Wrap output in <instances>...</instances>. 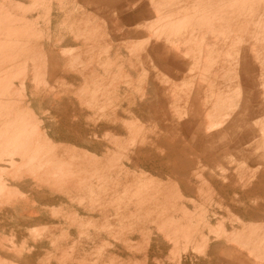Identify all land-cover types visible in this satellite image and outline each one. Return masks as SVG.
<instances>
[{"label":"rangeland","instance_id":"1","mask_svg":"<svg viewBox=\"0 0 264 264\" xmlns=\"http://www.w3.org/2000/svg\"><path fill=\"white\" fill-rule=\"evenodd\" d=\"M36 1L0 0V79L5 76L6 83L10 86L8 89L11 92V94L10 92L8 94L6 90H2L0 95L1 98L9 95L11 97L9 103L10 106L12 105V109L9 108L8 110L2 105L0 113L3 111L9 112L4 118L6 121L11 122L20 120V117L25 116L23 113L27 115V107L31 108L36 117V126L40 127H38L39 134L33 136L38 140L40 138L39 142L48 144L49 139L46 138L45 141L41 138L43 135H47L52 141L51 144L57 147L58 152L66 155V160L68 157H72V154L74 157L78 154H86V160L89 161L91 170L96 165L100 166L99 163H101V168L107 167L110 169L104 171L107 183L114 179L116 171L122 170L121 174L124 176L127 170L132 174L134 187L144 197L138 201V205L132 213L123 209L116 214L113 213L106 220H101V225L108 227L105 223L109 222L112 217L117 218V223L114 224L115 228L113 229L115 234L113 235L118 236L117 233L122 232L121 235L119 234L122 238L119 241L121 245L117 248L105 245L108 241H115L113 238L108 240L111 237L101 236L95 239L97 242L94 245H91L92 239L85 235L80 237L75 230L70 237L77 243L72 244L71 241L72 243L70 242L63 250L59 249L58 253L56 252L57 254L54 253L56 250L51 247L50 242L34 241L37 237L40 238L39 235L47 225L46 221H31L23 228L24 231L21 235L17 231V228L20 227L19 220L27 216H18L21 211L18 208L14 209L13 212L15 213L13 215L12 212L8 213V220L0 219V264L2 261L3 264H57L55 261L57 255L66 259V262L59 264H77L75 260L82 257L86 261L81 264H91V260L97 256L103 264H131L132 262V264H177L178 262V264H264V198H257L259 189L253 188L254 183L259 179V174L264 171V111L257 112L249 120L257 130H262L263 134L255 138L258 139L257 144L253 142V139L249 143H244L243 148H239V151L237 148L238 142L228 139L217 141V138L211 137L203 143L204 149L207 150L202 154H197L193 146L195 142L186 138L180 129L181 120H188L190 116V106L182 100L184 96L191 93L190 79L188 77H175L173 79L167 77L164 72L158 71L153 58H148L146 54L148 42H151V44L154 42V32L151 30L149 35L152 36L148 38L147 27L158 23L170 10L174 9L179 14L181 5L179 0ZM48 3L50 4L49 14L47 12L49 7L45 6H48ZM161 3L164 5L161 6ZM61 4L63 7H61ZM109 11L110 13H108ZM155 11L160 17L157 16ZM83 12L93 22V27L83 28L80 21L84 16ZM196 13L195 10H190L188 16L193 17ZM252 13L255 20L249 24L246 37L256 44L254 50L256 60L258 65L264 68V14L261 10H255ZM132 15L138 16V19H133L135 17L132 18ZM148 16L152 21L147 20ZM48 20L50 23H48ZM102 20L106 22V25ZM188 21L186 20V23H184L185 27L176 30L175 33L179 34L186 31L189 25ZM186 24L188 25L186 26ZM164 30H167L170 34L167 28L162 27L156 37L160 38L168 35V32L163 33ZM230 37L231 34H228V40ZM84 39L86 40L85 44ZM89 40L93 44L88 42ZM83 44L87 46L85 47ZM123 44H125V47H123ZM131 44L132 46H130ZM93 48L96 49L93 50ZM115 49L117 50L113 51ZM224 50H228V46L224 47ZM132 52L136 55H132ZM75 54L79 56L76 55L79 58L78 60L74 57ZM115 55L117 57H113ZM31 60L34 62H31ZM16 69L21 70L16 72ZM118 69L120 70L118 71ZM102 71L105 75L102 74ZM42 72H44L43 77L41 75L39 77ZM117 72L120 74L117 75ZM124 72L126 73L124 74ZM127 73L129 77H126ZM21 77L25 78V82H21ZM214 77L217 81H223L224 84L233 85L232 80L228 78H221L217 75ZM24 78H22V81ZM19 80L23 87L18 82ZM261 81L264 90V77L261 78ZM42 82L46 83L43 84ZM6 83L2 86H6ZM216 85L213 86L210 80L203 82V96L201 99L203 103L202 108L200 107V116L205 122L223 118L225 123L227 119L233 116L237 107L228 101L216 107L211 103H205V95H208ZM93 86L98 92L92 94V96L96 95L95 98L87 93L88 96L81 100L84 89L88 88L89 90ZM17 88L20 90L22 88L24 92L22 90L18 91ZM13 91L16 94L12 93ZM18 92H21L20 97H18ZM5 93L7 96L4 95ZM16 95L18 96L16 97ZM21 95H25V97H21ZM78 97L79 99H77ZM91 99L94 101H91ZM261 103L263 105L254 104V109L258 110L261 106H264V97ZM78 104H80L79 107ZM89 109L93 110V113ZM114 112L116 113L114 118L118 121L117 124H109L107 119L104 121L105 124L96 123L101 117L104 120L105 117L113 115ZM112 115L110 117L113 119ZM37 117L40 124H38ZM9 122L6 123L8 126H10ZM84 122H87L88 125ZM72 130L74 131L72 132ZM83 130L85 131L83 132ZM106 133L108 136L105 135ZM69 136L80 139H78V142L77 139L71 141L68 140ZM2 146L4 147L2 148L4 149L3 153H8L13 148L12 144L10 146L2 144ZM216 151L217 154H213ZM121 153H123V157ZM196 155L197 157H195ZM118 161L119 163H117ZM89 165L87 164V166ZM6 168L11 172L12 170L15 171L12 173L8 171L11 176L18 172L17 168L4 165L0 174L5 173L7 175ZM13 186V184H9L8 188L15 189ZM109 197L105 195L104 198L108 200ZM32 203L34 202L32 201ZM31 206L33 207L34 204H31ZM45 206L49 215L50 213L54 215L53 213L57 212L59 208L58 204ZM32 207L28 209H32ZM121 222L125 226L130 223L133 227L134 233L128 243H125L128 230L125 226L122 227L125 230L119 227ZM4 223L5 226L3 227ZM36 232L38 235H35ZM55 236H58V233ZM55 236L52 241L55 238L57 239ZM23 242H28L29 246L17 252L10 251L9 248H12L13 245L19 247ZM174 245L175 247L177 245V251ZM36 250L38 253H35Z\"/></svg>","mask_w":264,"mask_h":264},{"label":"bare ground","instance_id":"2","mask_svg":"<svg viewBox=\"0 0 264 264\" xmlns=\"http://www.w3.org/2000/svg\"><path fill=\"white\" fill-rule=\"evenodd\" d=\"M36 1V0H35ZM148 1V0H147ZM163 1V0H162ZM161 1V2H162ZM165 1V0H164ZM189 1V0H188ZM227 1V0H226ZM234 0H232L231 2L233 3ZM248 1V0H247ZM246 1V2H247ZM251 1V0H250ZM254 1V0H253ZM15 2V1H14ZM37 2V1H36ZM45 2V0L43 1ZM241 2V0L239 1ZM239 2H237L238 4H240ZM243 2V0H242ZM10 3V2H9ZM50 3V2H49ZM48 3V4H49ZM101 3V2H100ZM244 3V2H243ZM248 3V2H247ZM261 2H259L260 4ZM46 4V3H45ZM63 4V3H62ZM61 4V5H62ZM102 4V3H101ZM150 4V3H149ZM158 4V3H156ZM189 4V3H187ZM191 4V3H190ZM193 4V3H192ZM228 4H230L228 2ZM237 4V5H238ZM42 5V4H41ZM160 5V4H159ZM159 5L157 6V8L159 7ZM164 5L161 3V6ZM194 5V4H193ZM193 5H191V7H194ZM217 5V4H216ZM224 5H225V2H224ZM46 7H49L50 4L47 6L45 5ZM71 6V5H70ZM149 6V5H148ZM223 6V5H222ZM236 6V5H235ZM241 7H239V5L237 7L242 8V5L240 4ZM14 7V6H13ZM12 7V8H13ZM60 7V6H59ZM63 7V5L61 6ZM104 7L106 8L105 4H104ZM139 7V6H138ZM165 7V6H164ZM225 7V6H224ZM227 7V5H226ZM231 7V6H229ZM101 8V7H100ZM110 8V7H109ZM151 8V7H150ZM220 8V7H219ZM219 8H217V10H219ZM245 8V7H244ZM14 9V8H13ZM48 9V8H47ZM92 9V8H91ZM90 9V10H91ZM113 9V8H111ZM146 9V8H145ZM148 9V8H147ZM220 9H223V8H220ZM248 9V8H247ZM250 9V8H249ZM12 10V9H11ZM50 10V7L48 9V14H49V11ZM109 10V9H108ZM140 10V9H139ZM181 9H179L180 11ZM196 10V9H195ZM205 10V9H204ZM226 10V9H224ZM242 10V9H241ZM244 10V9H243ZM13 11V10H12ZM45 11V10H44ZM98 11V10H97ZM158 11V10H157ZM198 10H196L195 12H197ZM18 12V11H16ZM91 12V11H90ZM123 12V11H122ZM156 12V11H155ZM162 12V11H161ZM194 12V11H192ZM208 12V11H207ZM218 12V11H217ZM230 12L231 14V10L228 11V13ZM238 12H241V11H238ZM15 13V12H14ZM13 13V15H14ZM110 13V11L108 12ZM157 13V12H156ZM165 13V12H164ZM199 13V11H198ZM210 13V12H209ZM227 13V12H226ZM233 13V12H232ZM235 13V11H234ZM246 13V12H245ZM16 14V13H15ZM18 14V13H17ZM117 14V13H116ZM225 14V12H224ZM240 15V14H239ZM238 15V16H239ZM157 16H158V13H157ZM188 16V15H187ZM220 16V15H218ZM232 16V15H231ZM241 16V15H240ZM244 16V14L242 15ZM30 17V16H29ZM49 17V16H48ZM47 17V19H48ZM112 17V16H111ZM160 17V16H158ZM178 17V16H177ZM189 17V16H188ZM192 17V16H190ZM221 17V16H220ZM246 17V15L244 16V18ZM9 18V17H8ZM98 18V17H97ZM163 18V17H162ZM170 18V17H169ZM208 18V17H207ZM239 18V17H238ZM242 18L241 20L244 21L245 19ZM53 19V18H52ZM101 19V18H100ZM165 19V17H164ZM168 19V18H166ZM178 19V18H177ZM182 19V18H181ZM189 19V18H188ZM211 19V18H210ZM237 19V18H236ZM244 19V20H243ZM50 20V19H49ZM48 20V21H49ZM55 20V19H54ZM99 20V19H98ZM140 20V19H139ZM169 21H171L170 19H168ZM174 20V19H172ZM179 20V19H178ZM190 20V19H189ZM204 21L205 22V19H201V21ZM240 20V19H239ZM238 20V21H239ZM104 21V20H102ZM141 21V20H140ZM152 21V19L150 20ZM162 21V20H161ZM164 21V20H163ZM181 21V20H179ZM188 21V20H187ZM191 21V20H190ZM194 21V20H192ZM197 21V20H196ZM195 21V22H196ZM202 21V23H203ZM220 21V20H219ZM235 21V19H234ZM55 22V21H54ZM89 22V21H88ZM105 22V21H104ZM165 23H161L159 22L158 24L156 23V27L158 26L159 28H162L166 25V22L168 21H164ZM172 22V21H171ZM241 22V21H240ZM247 22L249 23V21L247 20ZM7 23V22H5ZM9 23V22H8ZM50 23V21L48 22ZM169 23V22H168ZM167 23V24H168ZM182 23V22H181ZM184 23V22H183ZM218 23V21H217ZM234 23V22H233ZM243 22H241L242 24ZM173 24H175L173 22ZM190 24H194V23H190ZM238 24V23H237ZM243 24L246 25V22H244ZM60 25V24H59ZM87 25V24H86ZM106 25V22L105 24ZM188 24H186L187 26ZM198 25V24H197ZM209 25V24H208ZM221 25V24H220ZM244 25V26H245ZM249 25V24H247ZM16 26V25H15ZM85 26V25H84ZM178 26V25H177ZM181 28H182V25L180 24ZM212 26V25H211ZM235 26V25H234ZM66 27V26H65ZM104 27V26H103ZM154 27V26H153ZM179 27V26H178ZM185 27V26H183ZM191 27V26H190ZM188 27V28H190ZM196 27V26H195ZM194 27V28H195ZM248 27V26H247ZM247 27L245 26L246 30H247ZM9 28V27H8ZM60 28V27H59ZM85 28V27H84ZM166 28V27H165ZM180 28V27H179ZM180 28V29H181ZM219 28V26H218ZM222 28H223V25H222ZM235 28V27H234ZM174 29V28H173ZM185 29V28H184ZM207 29V28H206ZM213 29V27H212ZM211 29V30H212ZM238 29V28H237ZM1 30V29H0ZM29 30V29H28ZM69 30V29H68ZM106 30V29H105ZM159 30V29H158ZM157 30V31H158ZM209 30V29H208ZM210 30V31H211ZM86 31V30H85ZM155 31V30H154ZM75 32V31H74ZM151 32V31H150ZM168 32L167 30L163 31V33H166ZM179 32V31H178ZM192 32V31H191ZM78 33V32H77ZM84 33V32H83ZM99 33V32H98ZM101 33V32H100ZM169 33V32H168ZM85 34V33H84ZM90 34V33H89ZM103 34H106V33H103ZM127 34V33H126ZM153 34V33H152ZM161 34V33H160ZM178 34V33H177ZM34 35V34H33ZM92 35V34H90ZM95 35V34H94ZM110 35V33H109ZM121 35V34H120ZM155 36L153 37H156V35H159L157 33H154ZM174 35V32L172 33V30L169 34V36H173ZM76 36V35H75ZM85 36V35H84ZM88 36V35H87ZM147 36V35H146ZM152 36V35H151ZM189 36V35H188ZM2 37V36H1ZM9 37V36H8ZM77 39L78 36H76ZM75 37V38H76ZM80 37V36H79ZM109 37V36H108ZM123 37V36H121ZM206 37V34L205 36ZM150 38V37H148ZM157 38V37H156ZM175 38V37H174ZM196 38V37H195ZM213 38V37H212ZM87 39V38H86ZM94 39V38H93ZM172 39V38H171ZM215 39V38H214ZM218 39V38H217ZM223 39V38H222ZM1 40V39H0ZM38 40V39H37ZM99 40V39H98ZM97 40V41H98ZM157 40V39H155ZM160 40V39H159ZM203 40V39H202ZM206 39L204 38V41ZM213 40V39H212ZM244 40V39H243ZM83 41V40H82ZM86 40L84 39V44L86 43L85 42ZM102 41V40H101ZM104 41V40H103ZM110 41V40H109ZM166 41V40H165ZM185 41V40H184ZM188 41V40H186ZM218 41V40H217ZM247 41V40H245ZM13 42V41H12ZM15 42V41H14ZM90 42V40L88 41ZM96 42V41H95ZM106 42V41H104ZM190 42V40H189ZM201 42V41H200ZM206 42V41H205ZM210 42V41H209ZM244 42V41H243ZM254 42V41H253ZM258 42V41H257ZM260 42V41H259ZM38 43H39V40H38ZM82 43V42H81ZM92 43V42H90ZM97 43V42H96ZM101 43V42H100ZM113 43V42H112ZM133 43V42H132ZM138 43V42H137ZM163 43V42H162ZM173 43V41H172ZM207 43V42H206ZM212 43V42H210ZM214 43L216 44L217 42L214 41ZM245 43V42H244ZM252 43V42H251ZM12 44V43H11ZM83 44V45H84ZM93 44V43H92ZM129 44V43H128ZM135 44V43H133ZM209 44V43H207ZM246 44H248L246 42ZM245 44V45H246ZM102 45V44H101ZM125 47V44H123ZM26 46V44H25ZM28 46V45H27ZM85 47L87 45H84ZM127 46V45H126ZM129 46V45H128ZM132 46V44L130 45ZM129 46V47H130ZM134 46V45H133ZM248 46V45H247ZM2 47V46H1ZM24 47V46H22ZM91 47V46H90ZM107 47V46H106ZM112 47V45L110 44V48ZM135 47V46H134ZM139 48V47H137ZM136 48V49H137ZM1 49V48H0ZM80 49V48H79ZM85 49H88V48H85ZM96 49V48H93V50ZM112 49V48H111ZM141 49V48H140ZM139 49V50H140ZM4 50V49H3ZM43 50V49H42ZM108 50V48H107ZM117 49L113 50V51H116ZM144 50V49H143ZM18 51V50H17ZM87 51V50H86ZM106 51V50H105ZM120 51V50H119ZM3 52V51H2ZM72 52V51H71ZM101 52V50H100ZM138 52V50H137ZM144 52V51H142ZM17 53V52H16ZM15 53V54H16ZM80 53V52H78ZM110 53V52H109ZM133 53V52H132ZM141 53V51H140ZM6 54V53H5ZM115 54V53H114ZM77 54H75L74 57H76ZM132 55H136V54H132ZM32 56V55H31ZM78 56V55H77ZM79 57V56H78ZM76 57V59L78 60L79 58ZM113 57H117L116 55L113 56ZM112 57V58H113ZM196 57V56H195ZM218 57V55H217ZM35 58V57H34ZM37 59V58H35ZM74 59V58H73ZM72 59V60H73ZM75 59V60H76ZM81 59V58H80ZM88 59V58H87ZM110 59V57H109ZM114 59V58H113ZM197 59V58H196ZM34 60V59H33ZM31 60V62L33 61ZM76 60V61H77ZM195 60V58H194ZM81 61V60H80ZM96 61V60H95ZM109 61V60H108ZM197 61V60H196ZM201 61V60H199ZM34 62V61H33ZM44 62V61H42ZM10 63V62H8ZM12 63V62H11ZM75 63V62H73ZM172 63V62H171ZM200 63V62H199ZM1 64V63H0ZM26 64V63H25ZM78 64V63H76ZM81 64V63H79ZM197 64V63H196ZM34 65V64H33ZM129 65V64H128ZM134 65V64H133ZM201 65V63H200ZM74 66V65H73ZM26 67V65H25ZM109 68V67H108ZM117 68V67H115ZM208 68V67H207ZM8 69V68H7ZM23 69V68H22ZM39 69V68H38ZM111 69V68H110ZM133 69V68H132ZM21 70V69H20ZM19 70V71H20ZM114 70V69H112ZM120 69H118L119 71ZM213 70V69H212ZM215 70V69H214ZM18 70L16 69V72ZM18 71V72H19ZM23 71V70H22ZM99 71V70H98ZM116 71V70H115ZM122 72V71H120ZM214 72V71H213ZM211 72V73H213ZM43 73L42 74H39V77L41 75V77H43ZM126 72H124L125 74ZM187 73V72H186ZM20 74V73H19ZM60 74V73H59ZM102 74H104V72L102 71ZM107 74V73H106ZM120 74L117 72V75ZM209 74V73H208ZM216 74V73H215ZM1 75V74H0ZM46 75V74H45ZM57 75V74H56ZM105 75V74H104ZM103 75V76H104ZM128 73L126 74V77H129ZM213 75V74H212ZM210 74V76H212ZM218 75V74H217ZM35 76V75H34ZM33 76V78H34ZM116 77V75H114ZM121 76V75H120ZM139 76V75H138ZM209 76V77H210ZM26 77V75H25ZM89 77V76H87ZM97 77V76H96ZM107 77V76H106ZM123 77V76H122ZM133 77V76H132ZM18 78V77H16ZM22 78L24 77H21V82H25V78L24 80L22 81ZM102 78V77H101ZM20 79V78H18ZM37 79V78H36ZM59 79V78H58ZM64 79V78H63ZM97 79V78H96ZM115 79V78H114ZM140 79V78H139ZM147 79V78H146ZM209 79V78H208ZM14 80V78H13ZM40 80V79H38ZM100 80V78H99ZM168 80V79H167ZM183 80V79H182ZM33 81V80H32ZM37 81V80H36ZM35 81V83H36ZM43 81V80H41ZM46 81V80H45ZM84 81V80H83ZM12 82V81H11ZM20 82V80L18 81ZM20 82L21 84V87L22 86V83ZM71 82V80H70ZM69 82V83H70ZM147 82V81H146ZM191 82V81H190ZM4 83H6V78L5 76L0 79V93L2 90H6L9 94L10 90L8 89L9 84L6 83V86H2L4 85ZM10 83V82H9ZM41 83V82H40ZM43 83V82H42ZM46 83V82H44ZM43 83V84H44ZM48 83V82H47ZM51 83V82H50ZM55 83V82H54ZM57 83V82H56ZM72 83V82H71ZM74 83V82H73ZM85 83V82H84ZM195 83V81H194ZM53 84V83H51ZM12 85V84H11ZM49 85V84H48ZM59 85V84H58ZM109 85V84H108ZM134 85V84H133ZM15 86V85H13ZM11 86V87H13ZM20 86V85H19ZM29 86V85H28ZM33 86V84H32ZM99 86V85H98ZM7 87V88H6ZM17 87V85H16ZM31 87V86H30ZM35 87V86H34ZM38 87V86H37ZM36 87V88H37ZM49 87V86H48ZM104 87V86H103ZM117 88V87H116ZM164 88V87H163ZM16 89V88H15ZM14 89V91H15ZM18 89V88H17ZM24 89V88H23ZM26 89V88H25ZM33 89V87H32ZM61 89V88H60ZM99 89V88H98ZM106 89V88H105ZM120 89V88H119ZM193 89V88H192ZM22 90V88H21ZM20 89H18V91H21ZM54 90V89H53ZM59 90V89H57ZM132 90V89H131ZM12 92V93H15V92ZM28 91V90H27ZM30 91V90H29ZM52 91V90H51ZM56 91V90H55ZM100 91V90H99ZM115 91V90H114ZM118 91V89H117ZM127 91V90H126ZM5 92V91H4ZM22 92H24L22 90ZM58 92V91H57ZM97 91L94 89V86L92 88H90L88 90V88L84 91H83V94L84 95H81V100H84L86 97L85 96H88L87 93L90 94L91 97L95 98V96L92 94H95ZM131 92V91H130ZM4 94L5 96H7V94ZM19 96L16 95V97H20V93L21 92H18ZM31 93V92H30ZM56 93V92H55ZM67 93V92H66ZM81 93V92H79ZM98 93V92H97ZM120 94V92H118ZM129 93V92H128ZM11 94V92H10ZM16 94V93H15ZM38 94V92H37ZM127 94V93H126ZM26 95V94H25ZM25 95H21L25 97ZM70 95V94H69ZM224 95V94H223ZM3 96V95H2ZM89 97V98H91ZM131 97V96H129ZM9 98H11L9 95L7 97H3L1 98V95H0V108L2 107V105H4V107L7 108V110L10 108L12 109V105L10 106V103H9ZM76 98V96H75ZM133 98V97H132ZM135 98V96H134ZM180 98V97H179ZM199 98V97H198ZM222 98V97H221ZM17 99V98H16ZM21 100H23L22 98H20ZM79 99V97L77 98ZM178 99V98H176ZM190 99V98H189ZM217 99V98H216ZM132 100V99H131ZM11 101V100H10ZM91 101H94L93 99H91ZM130 101V100H129ZM178 101V100H177ZM13 102V101H12ZM21 102V101H19ZM23 102V101H22ZM86 102V101H85ZM121 102V101H120ZM76 103V102H74ZM90 103V102H89ZM137 103V102H136ZM83 104V103H82ZM87 106H89V104L86 102ZM122 104V103H121ZM202 104V103H201ZM80 104H78V107H79ZM85 105V104H84ZM136 105V104H134ZM189 105V104H188ZM191 105V104H190ZM91 106V105H90ZM89 108V107H88ZM87 108V109H88ZM119 108V107H118ZM27 115L26 113H23L25 114V116L23 117H20V120H16V121H6L5 120V115H7L9 112H6V111H3L0 113V171L2 170L3 166L4 165H8V166H13V168H17L16 170L18 171L17 173H13L14 175L11 176L9 171L7 168V175L4 173V174H0V219L2 220H5L7 219V215L9 212H12V215L14 211V209H19L21 212L19 213L20 215L18 216H27L26 218H20L21 220H19V224H20V227L17 228V231L22 235L23 234V228L25 226H27L31 221H38V222H44L46 221L45 223L47 224L44 229H43V232L39 235L40 238L37 237V239H35L34 241H37L38 242H41V241H45V242H50L51 244V247L56 250L54 253H58L59 249L63 250L64 247H66L71 241L72 244H76L77 242H74L71 234H73V232L76 230L78 233H79V236L82 237V236H87L89 239H92L93 241L90 242L91 245H94L97 241H95V239L101 237V236H105V237H111V238H108L109 239H114L115 241H111V242H106L105 245L106 246H110L112 248H117L118 246L121 245V233H117V235H113L115 234L114 232V224L117 223V218L116 217H112L109 222H106L105 224L108 225V227H105V226H102L101 225V220H106L107 217H110V215H112L113 213H117L121 210H126L128 211L129 213H132L134 209H136V206L138 205V201L140 199H142V196L143 194H141L139 191L136 190V187H134L133 185V180H132V174L129 173L127 170H126V173L125 175L123 176L121 173H122V170H118L116 171L115 173V177L114 179H111V182L110 183H107V179H105L104 177V173L106 171H109L110 169H108L107 167L105 168H101V163L100 166H97L91 170L90 168V165H89V161L86 160L87 158V155H77L76 157L73 156V154L71 155L72 157H68L67 160H66V155L65 154H62L60 152H58V150L56 149L57 147L52 145V141L50 140L49 137H47V135H43V140L46 141V138L49 139L48 144H42L41 142H39L38 139L34 138V134H39V126H36V117H35V114H34V111L27 107ZM83 109V107H82ZM90 111H92L93 113V110L89 109ZM118 110V109H117ZM136 110V109H135ZM12 111V110H11ZM86 111V110H85ZM99 111V110H98ZM78 113V111H76ZM113 112V111H112ZM134 112V111H133ZM75 113V114H77ZM86 113V112H85ZM84 113V114H85ZM91 113V112H90ZM96 113V112H95ZM45 114V113H44ZM106 114V113H105ZM136 114V113H135ZM170 114V112H169ZM174 114V113H173ZM90 115V114H89ZM112 115V114H111ZM110 115V116H111ZM114 115H116V113L114 112V114L112 115L113 116V119L112 117L110 116H107V118L105 117V119L103 120V118L101 117L99 121H96L97 124H105V120L107 119V121H109L108 123L109 124H117L118 121L115 120L114 118ZM122 115V114H121ZM124 115V114H123ZM122 115V116H123ZM129 115V114H128ZM137 116V115H136ZM172 116V115H171ZM86 117V116H85ZM99 117V116H97ZM109 117V119H108ZM126 117V116H125ZM131 117V116H130ZM175 117V116H173ZM208 117V116H207ZM171 118V117H170ZM192 118V117H191ZM210 118V117H209ZM97 119V118H95ZM139 119V118H138ZM167 119V117H166ZM6 122H5V121ZM88 120V119H87ZM189 120V119H188ZM187 120V121H188ZM37 121H38V124L39 123V120H38V117H37ZM79 121V120H78ZM138 121V120H137ZM179 121V120H178ZM10 124V126H8L6 123ZM42 122V121H41ZM75 122V121H74ZM77 122V121H76ZM91 122V121H90ZM95 122V121H94ZM125 122V121H124ZM88 125L87 122H84ZM92 123V122H91ZM121 123V122H120ZM132 123V122H131ZM12 124V125H11ZM122 124V123H121ZM138 124V123H137ZM5 125H7V127H5ZM71 125V124H69ZM83 125V124H81ZM90 125V124H89ZM132 125V124H131ZM130 125V126H131ZM209 125V124H208ZM51 126V125H50ZM63 126V125H62ZM91 126V125H90ZM95 126V125H94ZM126 126V125H125ZM128 126V125H127ZM134 126V125H133ZM186 126V125H185ZM198 126V125H197ZM39 127V128H38ZM107 127V126H106ZM112 127V126H111ZM110 127V128H111ZM114 127V126H113ZM116 127V126H115ZM123 127V126H122ZM129 127V126H128ZM156 127V126H155ZM188 127V126H187ZM215 127V126H214ZM102 128V127H101ZM124 128V127H123ZM132 128V127H131ZM134 128V127H133ZM65 129V128H64ZM93 129V128H92ZM96 130V128H94ZM103 129V128H102ZM105 129V128H104ZM113 129V128H111ZM130 129V128H129ZM142 129V128H141ZM179 129V128H177ZM187 129V128H186ZM41 130V129H40ZM70 130V129H69ZM82 130V129H81ZM86 130V129H85ZM83 130V132L85 131ZM137 130V129H136ZM144 130V129H143ZM146 130V129H145ZM44 131V130H43ZM71 131V130H70ZM74 130H72L73 132ZM79 131V130H78ZM140 131V129H139ZM211 131V130H210ZM88 132V131H87ZM102 132V131H101ZM109 132V131H108ZM120 132V131H119ZM137 132V131H136ZM148 132V131H147ZM75 133V132H74ZM90 133V132H89ZM131 133V132H130ZM150 133V132H149ZM182 133V132H181ZM187 133V132H186ZM192 133V132H191ZM196 133V132H195ZM110 134V133H109ZM142 134V132H141ZM177 134L179 135V133L177 132ZM193 134V133H192ZM210 134V132H209ZM75 135V134H74ZM107 135V133L105 134ZM140 135V134H139ZM158 135V133H157ZM177 135V136H178ZM39 136V135H38ZM87 136V135H86ZM94 136V135H93ZM108 136V135H107ZM111 136V135H110ZM142 136V135H141ZM147 136H148V133H147ZM186 136V135H185ZM37 137V136H36ZM106 137V136H104ZM143 137V136H142ZM67 138V137H66ZM90 138V137H89ZM95 138V137H94ZM114 138V137H113ZM112 138V139H113ZM141 138V137H139ZM138 138V139H139ZM147 138V137H145ZM149 138V137H148ZM175 138V137H174ZM182 138V137H181ZM187 138V137H186ZM77 139V142L79 141L78 139L80 138H77L75 136H69L68 137V140H71V141H75ZM115 139V138H114ZM137 139V140H138ZM158 139V138H156ZM193 139V138H191ZM92 140V139H91ZM116 140V139H115ZM141 140V139H140ZM138 140V141H140ZM176 140V139H174ZM42 141V139H41ZM94 141V140H92ZM112 141V140H111ZM124 141V140H123ZM134 141V140H133ZM142 141V140H141ZM126 142V141H125ZM131 142V141H130ZM97 143V142H96ZM123 143V142H122ZM139 143V142H138ZM2 144L4 145H13V148L11 151H9L8 153H3L2 151L4 149ZM125 144V143H124ZM127 144V143H126ZM142 144V143H141ZM140 144V145H141ZM93 145V144H92ZM130 145V144H128ZM126 146V145H125ZM132 146V145H131ZM145 146V145H144ZM6 147V146H5ZM99 147H101L99 145ZM121 147V146H120ZM142 147V146H140ZM171 147V146H170ZM7 148V147H6ZM73 148V147H72ZM126 148H128L126 146ZM125 148V149H126ZM172 148V147H171ZM170 148V149H171ZM174 148V147H173ZM96 149V148H95ZM118 149V148H117ZM123 149V147H122ZM147 149V148H146ZM169 149V148H168ZM177 149V148H176ZM71 150V149H70ZM76 150V149H75ZM116 150V149H115ZM120 150V149H118ZM117 150V151H118ZM148 150V149H147ZM81 151V150H80ZM172 151H174L172 149ZM176 151V150H175ZM71 152V151H70ZM82 152V151H81ZM87 152V151H86ZM183 152V151H182ZM78 153V152H76ZM114 153V152H113ZM139 153V152H138ZM175 153V152H174ZM212 153V152H211ZM123 153H121L122 155ZM132 154V153H131ZM183 154V153H182ZM202 154V153H201ZM118 155V154H117ZM134 155V154H133ZM184 155V154H183ZM195 155V154H194ZM94 156V155H93ZM92 156V157H93ZM131 156V155H130ZM211 156V155H209ZM213 156V155H212ZM211 156V157H212ZM95 157V156H94ZM93 157V158H94ZM120 157V156H119ZM118 157V158H119ZM123 157V155H122ZM135 157V156H134ZM197 157V155L195 156ZM215 157V156H214ZM97 158V157H96ZM103 158V157H102ZM116 158V157H114ZM133 158V156H132ZM120 160V159H119ZM131 160V159H130ZM113 161V160H112ZM115 161V160H114ZM132 161V160H131ZM111 162V161H110ZM122 162V161H121ZM107 163V162H106ZM113 163V162H112ZM115 163V162H114ZM119 163V161L117 162ZM87 164L89 166H87ZM122 164V163H121ZM139 164V163H138ZM142 164V163H141ZM263 164V163H262ZM109 165V164H108ZM113 167V166H112ZM115 167V165H114ZM119 168V167H118ZM121 168V167H120ZM119 168V169H120ZM5 169V170H6ZM123 169V168H122ZM126 169V168H125ZM139 169V168H137ZM133 170V169H132ZM262 170V169H261ZM14 170H12L13 172ZM105 171V172H104ZM11 172V173H12ZM15 172V171H14ZM262 172V171H261ZM3 173V171H2ZM264 173V171H263ZM255 174V173H254ZM249 175V174H248ZM256 175V174H255ZM261 175V174H260ZM251 176V175H250ZM264 176V175H263ZM111 177V176H110ZM252 178V177H250ZM255 178V177H254ZM259 178V177H258ZM261 178V177H260ZM139 179V178H138ZM27 180V181H26ZM255 180V179H254ZM253 180V181H254ZM256 181V180H255ZM241 182V181H240ZM140 183V182H139ZM189 183V182H188ZM11 185L13 184L14 188L15 189H11V188H8V185ZM140 185V184H139ZM160 185V184H158ZM258 185V184H256ZM263 186V183L261 184ZM147 186V185H146ZM138 187V186H137ZM160 187V186H159ZM257 187H260V186H257ZM146 189V188H145ZM150 189V188H149ZM20 191V193H18V191ZM156 190V189H155ZM262 191V190H261ZM26 192H28V194H26ZM264 192V191H263ZM25 194V195H24ZM148 194V193H147ZM247 194V193H246ZM250 194V193H249ZM263 194V193H262ZM105 195H108L110 196L108 198V200H106ZM154 199V198H153ZM158 199V197H157ZM32 201L34 203H32ZM153 201V200H152ZM169 201V200H168ZM260 202H262L261 200H259ZM167 203V202H166ZM31 204H34V208L31 206ZM48 204H53V205H56L58 204L59 208L57 210V212L53 213L54 215H52L50 213V215L47 213V210H46V206L45 205H48ZM263 204V203H262ZM162 205V204H161ZM160 205V207H161ZM264 206V205H263ZM29 207H32V209H28ZM165 207V206H163ZM167 208V206H166ZM261 208V207H260ZM28 209V210H26ZM158 209V208H157ZM252 210V209H251ZM18 211V210H17ZM181 211V210H180ZM52 212V211H51ZM159 212V211H158ZM182 212V211H181ZM245 212V211H244ZM195 213V212H194ZM243 214H246V213H243ZM160 215V214H158ZM185 215V214H184ZM189 215V214H188ZM252 215V214H250ZM10 216V215H9ZM249 216V215H248ZM251 217V216H250ZM256 217V216H255ZM261 217V216H260ZM177 218V217H176ZM179 218H182V217H179ZM9 219V218H8ZM7 219V220H8ZM11 220V219H10ZM124 220V219H123ZM175 220V219H173ZM11 223V222H10ZM9 223V224H10ZM9 224H6V225H9ZM111 224V225H110ZM162 224V223H161ZM164 225V224H163ZM162 225V226H163ZM181 225V224H180ZM5 226V223L3 224V227ZM14 226V225H13ZM19 226V225H18ZM125 225L121 222L119 227L122 229V227H124ZM161 226V227H162ZM188 226V225H187ZM190 226V225H189ZM158 227V226H156ZM160 227V226H159ZM175 227V226H174ZM192 227V226H191ZM125 228L128 230L127 231V237H126V240H125V243H128L129 240H131L132 238V235H133V227L130 225V223L125 226ZM164 228V227H163ZM119 229V230H121ZM124 229V228H123ZM122 229V230H123ZM166 229V228H165ZM174 229V228H173ZM30 230V229H29ZM33 230V229H31ZM121 230V231H122ZM125 230V229H124ZM256 230V229H255ZM16 232V230H14ZM163 231V229H162ZM165 231V230H164ZM170 231V230H169ZM187 231V230H186ZM234 231V230H233ZM35 232V231H34ZM33 232V233H34ZM39 232V231H38ZM118 232V231H117ZM192 232V231H191ZM195 232V231H194ZM30 233V232H29ZM58 233V236H55V234ZM156 233V232H155ZM158 233V232H157ZM171 233H173L171 231ZM175 233V232H174ZM187 233V232H186ZM120 234V235H119ZM168 234V233H166ZM189 234V233H188ZM217 234V233H216ZM234 234V233H233ZM255 234V233H254ZM35 235H38V233L36 232ZM160 235V234H159ZM183 235V234H181ZM264 235V234H263ZM55 237H57V239L55 238L54 241H52V239ZM92 236V237H91ZM120 236V237H119ZM145 236V235H144ZM172 236V234H171ZM179 236V235H178ZM239 236V234H238ZM254 236V235H253ZM23 237V236H22ZM190 237V236H189ZM237 237V236H236ZM6 238V237H5ZM144 238V237H143ZM162 238V237H161ZM168 238V236H167ZM175 238V237H173ZM180 238V237H179ZM185 238V236H184ZM204 238V237H203ZM234 238V237H233ZM240 238V237H239ZM14 239V238H13ZM183 238H181L182 240ZM186 239V238H185ZM252 239V238H251ZM260 239V238H259ZM258 239V240H259ZM264 239V238H263ZM28 240V239H27ZM118 240V241H117ZM149 240V238H148ZM172 240V239H171ZM238 240V238H237ZM33 241V240H32ZM158 241V240H156ZM175 241V240H174ZM184 242H186L184 239H183ZM188 241V240H187ZM198 241V240H197ZM250 241V240H249ZM252 241V240H251ZM261 241V240H260ZM263 241V240H262ZM87 242V241H86ZM113 242V243H112ZM172 242V241H171ZM190 242V241H189ZM235 242V241H234ZM244 242V241H243ZM12 243V242H11ZM30 243V242H29ZM46 243V244H47ZM137 243V242H136ZM150 243V242H149ZM253 243V242H252ZM13 244V243H12ZM34 244V243H33ZM38 244V243H37ZM42 244V243H41ZM45 244V246H46ZM151 244V243H150ZM176 244V243H175ZM228 244V243H227ZM230 244V243H229ZM239 244V242H238ZM241 244V243H240ZM246 244V243H245ZM249 244V243H248ZM104 245V244H103ZM104 245V246H105ZM158 245V244H157ZM173 245V243H172ZM171 245V246H172ZM206 245V244H205ZM204 245V247H205ZM8 246V244H7ZM29 244L28 242H23L22 245H20L19 247L17 245H13L12 248H9L10 251L12 252H17L18 250L22 249V248H25V247H28ZM39 246V245H38ZM76 246V245H75ZM151 246V245H150ZM149 246V247H150ZM164 246V245H163ZM101 247V246H100ZM161 247V246H160ZM165 247V246H164ZM175 247V245H174ZM177 247V245H176ZM176 247H175V250H176ZM180 247V246H179ZM253 247V246H251ZM31 248V247H30ZM104 248V247H103ZM159 248V247H158ZM157 248V249H158ZM34 249V247H33ZM123 250V248H121ZM162 249V248H161ZM164 249V248H163ZM188 249V248H187ZM252 250V248H250ZM259 249V248H258ZM100 250V249H99ZM149 250V249H148ZM185 250V249H184ZM183 250V251H184ZM42 251V250H41ZM67 251V250H66ZM95 251V250H94ZM98 251V250H97ZM160 251V250H159ZM177 251V250H176ZM182 251V250H181ZM195 251V250H194ZM197 251V250H196ZM9 252V251H8ZM109 252V251H108ZM199 252V251H198ZM35 253H38V251L36 250ZM56 253V254H57ZM127 253V252H126ZM146 253V252H145ZM13 254V253H12ZM40 254V253H39ZM68 254V253H67ZM96 254V253H95ZM94 254V255H95ZM172 254V253H171ZM202 254V253H201ZM3 255V254H2ZM32 255V254H31ZM99 255V254H98ZM146 255V254H145ZM23 256V255H22ZM91 256V255H90ZM93 256V255H92ZM102 256V255H101ZM4 257V256H3ZM115 257V256H114ZM175 257V256H174ZM5 258V257H4ZM42 258V257H41ZM181 258V257H180ZM262 258V257H261ZM2 259V258H1ZM34 259V258H33ZM73 259V258H72ZM183 259V258H182ZM117 260V259H116ZM184 260V259H183ZM7 261V260H6ZM4 261V262H6ZM55 261L57 264L59 263H63V262H66V259L62 256H56L55 258ZM77 264H81L83 263L84 261H86L85 258H79V259H76L75 260ZM180 261V260H178ZM39 262V261H38ZM50 262V261H49ZM91 264H103V262L101 261L100 258H98V256L94 259L91 260ZM111 263V261H109ZM139 262V261H138ZM137 262V263H138ZM12 263V262H11ZM20 263H21V260H20ZM26 263V262H24ZM28 263V262H27ZM35 263V262H34ZM133 263V262H132ZM131 263V264H132ZM179 263V262H178ZM177 263V264H178ZM259 263V262H258ZM263 263V262H262ZM3 264V261L2 263ZM107 264V263H106ZM114 264V263H113ZM136 264V263H135ZM139 264V263H138ZM188 264V263H187ZM253 264V263H252Z\"/></svg>","mask_w":264,"mask_h":264},{"label":"crops","instance_id":"3","mask_svg":"<svg viewBox=\"0 0 264 264\" xmlns=\"http://www.w3.org/2000/svg\"><path fill=\"white\" fill-rule=\"evenodd\" d=\"M231 1L232 0H179L181 4L180 13L178 14V12L174 9L170 10L169 12H166V15L164 16L165 19L163 18L162 21H159L161 23H165V20L168 21L169 23L166 22L164 28L166 27L170 32L172 30L174 35L169 36V33H167L168 35L160 38L158 37L157 40H155L156 37H153L154 42L152 44L151 42H148L146 46V54L148 58H153L158 71L164 72L167 77L172 79L175 77H188L191 81V86L193 89H191V93L189 95L187 94V96H184L182 99L187 105L189 104L190 106V116L188 121L181 120L180 129L188 139L193 138L191 141L195 142V145L193 144V146L197 154H201L207 150L204 149L203 143L205 140L211 137L217 138V141L221 139H228L233 142H238L237 148L239 150V148H243L244 143H249L253 139V142L257 144L258 139L255 138L260 137L263 134L262 130H257L253 124L249 122V120L257 112L264 111V106H261L258 110L254 109V104L256 103L263 105L261 101L264 97V90L262 89L261 78L264 77V68L258 65V61L256 60L254 53L256 44L251 43L253 41L246 37V34L249 30V25L247 24H250L253 22V20H255V16L252 12L255 10H261L262 14H264V0H243L244 3L242 0L241 2H239L240 0H234L233 3ZM228 2L230 4H228ZM237 2L242 5V8L239 9L241 6ZM259 2L261 3L259 4ZM237 4L239 7H237ZM191 5L194 7H191ZM219 7L223 9H220ZM217 8H219V10H217ZM195 9L198 10L199 13L197 11L195 16L188 17V11ZM230 10L231 14L230 12L228 13ZM84 14L85 12H83V15ZM243 14L244 16L246 15L245 18L242 16ZM131 17H135L133 19H138V16L136 17L132 15ZM166 18L170 19L172 22ZM177 18L181 21H179ZM203 18L205 19V22L202 20V23L201 19ZM242 18L245 20L243 19L244 21H242ZM147 20L150 21L149 16L147 17ZM186 20H189L188 27H191H187L186 31L176 34V30L181 28L180 24L183 27L184 23H186ZM80 21L83 24V28L85 27V29L94 26L90 18H87L85 15L80 19ZM240 21L243 23L246 22V25L243 23L241 24ZM173 22L175 24H173ZM244 25L246 27L248 26L247 30ZM147 29V35L150 38L151 35H149V33L151 30L154 33L160 32V28L158 26L156 27V23H154L152 26H148ZM205 34L206 37H204ZM228 34H231L229 40ZM153 36L155 35L153 34ZM204 38L209 44L204 41ZM214 41L217 43L215 44ZM246 42L248 44H246ZM226 46H228V50L225 51L224 47ZM223 50L225 51L224 54H222V52H224ZM213 67L215 70H212ZM210 74H213L214 76L218 74L217 76H220L221 78H228L232 80L233 85L230 86L228 84L222 83L223 81H217L214 76L211 78ZM205 80H210V83H212L213 86L217 84L208 95H205V103H211L214 107H216L228 101L237 107V110L233 116L227 119L225 123L223 118L205 122L200 116L202 108L201 103H203L201 101L203 96L202 86ZM213 154L216 155L217 151ZM243 155H245V153H243ZM260 174L259 179L256 183H254L253 188L259 189L257 198H264V174ZM262 183L263 186L261 185Z\"/></svg>","mask_w":264,"mask_h":264}]
</instances>
